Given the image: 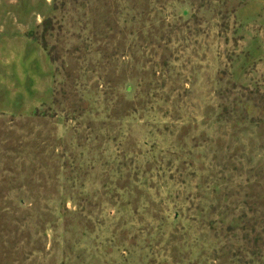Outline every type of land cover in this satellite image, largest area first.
I'll return each instance as SVG.
<instances>
[{
  "label": "rangeland",
  "instance_id": "1",
  "mask_svg": "<svg viewBox=\"0 0 264 264\" xmlns=\"http://www.w3.org/2000/svg\"><path fill=\"white\" fill-rule=\"evenodd\" d=\"M0 264H264V0H0Z\"/></svg>",
  "mask_w": 264,
  "mask_h": 264
}]
</instances>
